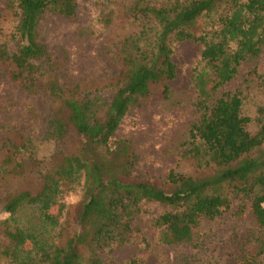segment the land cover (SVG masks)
Returning a JSON list of instances; mask_svg holds the SVG:
<instances>
[{
  "label": "trees",
  "instance_id": "1",
  "mask_svg": "<svg viewBox=\"0 0 264 264\" xmlns=\"http://www.w3.org/2000/svg\"><path fill=\"white\" fill-rule=\"evenodd\" d=\"M122 1L102 0L111 6L99 17L104 27L120 24L115 7ZM77 6V0H10L19 18L12 34L17 49L0 42V68L25 89L46 93L52 116L44 137L56 148L42 169L31 138L19 131L4 138L0 211L8 217L0 220V258L8 264H116L103 255L131 240L133 220L153 203L163 207L153 224L164 245L195 243L201 224L230 211L236 199L234 214L251 215L264 232V107L257 108L259 127L251 132L241 92L224 89L241 63L264 48V0H135L120 24L114 52L119 72L110 95L60 84V60L37 39L44 12L73 18ZM185 40L201 44L191 74L198 117L181 153L193 173L137 177L130 140L114 134L139 102L169 97L176 72L172 44ZM260 79L264 91V75ZM30 174L39 180L33 189ZM13 180L20 185L9 187ZM76 189L74 227L61 239L62 197ZM254 239L238 264H264V233Z\"/></svg>",
  "mask_w": 264,
  "mask_h": 264
},
{
  "label": "rangeland",
  "instance_id": "2",
  "mask_svg": "<svg viewBox=\"0 0 264 264\" xmlns=\"http://www.w3.org/2000/svg\"><path fill=\"white\" fill-rule=\"evenodd\" d=\"M135 0H123L115 7L117 21L121 24L128 17V10ZM161 3L168 0H149ZM76 16L65 17L54 12H44L37 24V39L48 48L52 58L60 60L56 69L60 84H79L84 90L100 88L106 95L115 89L112 81L119 72L118 60L114 56L120 24L110 22L103 26L99 17L111 6L102 0H77ZM18 15L10 7V0H0V42L10 51L17 49L13 31ZM116 23V22H115ZM202 25L203 22L201 21ZM172 61L175 77L169 81L170 94L165 99L156 95L150 102L141 101L123 118L114 134V139L128 138L135 156L132 171L142 178L162 180L170 170L193 173L190 160L181 153L187 147L189 124L198 117L193 108L195 90L191 74L201 51L198 41L185 40L172 44ZM264 75V48L254 59L243 61L235 77L224 89L241 92L244 99L243 113L250 116L248 129L255 132L259 123L257 108L264 107V91L260 76ZM93 84V85H92ZM52 116L51 103L43 91L31 92L12 81L8 73L0 68V146L11 132L19 131L31 138L39 166L48 168L55 145L45 139L47 122ZM29 187L38 186L36 175L26 178ZM23 183V182H22ZM13 180L9 187L19 186ZM62 200L65 209L62 217L63 235L74 227L79 209L80 191L66 193ZM247 204V200L242 199ZM236 199L230 211L214 220L204 221L198 229L195 243L164 245L159 242L158 229L153 218L162 212L158 204L145 206L147 212L137 216L132 226L134 236L122 245H113L103 255L116 264L135 260L137 264H238L246 252L253 248L256 237L264 232L255 225L251 215L234 214ZM30 212L29 209L25 210ZM21 220L24 219L19 214ZM8 217L0 211V220ZM0 264H8L0 258Z\"/></svg>",
  "mask_w": 264,
  "mask_h": 264
}]
</instances>
